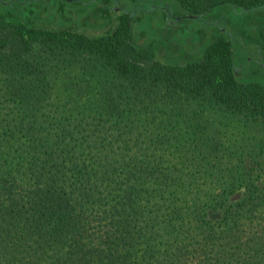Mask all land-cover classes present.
<instances>
[{"label": "trees", "instance_id": "trees-1", "mask_svg": "<svg viewBox=\"0 0 264 264\" xmlns=\"http://www.w3.org/2000/svg\"><path fill=\"white\" fill-rule=\"evenodd\" d=\"M177 2L191 14L221 5L264 8V0ZM80 59L94 60L110 77L96 93H76L85 98L78 113L86 110L90 118L46 115L48 75L36 73L44 61ZM234 69L226 37L210 42L199 59L170 64L155 58L151 45L130 41L126 14L96 36L0 15V264H264V235L242 240L237 232L264 204V185L251 170L229 175L232 190L244 189L216 226L205 218L210 202L185 195L203 173V139L192 140L194 150L139 159L123 137L135 128L138 147L139 137L146 147H171L164 133L145 135L144 124H154L160 105L169 106L171 124L175 104L199 100L264 122V86L238 80ZM165 155L175 161L158 166Z\"/></svg>", "mask_w": 264, "mask_h": 264}, {"label": "rangeland", "instance_id": "rangeland-1", "mask_svg": "<svg viewBox=\"0 0 264 264\" xmlns=\"http://www.w3.org/2000/svg\"><path fill=\"white\" fill-rule=\"evenodd\" d=\"M125 14L130 41L139 48L151 45L155 58L165 63L199 59L205 47L217 37L230 39L236 78L264 86V8L242 10L221 5L205 14H191L177 0H0V15L9 21L43 29H67L88 36L111 31ZM44 62L36 73L48 75V98L41 111L66 120L89 119L86 110L78 113L85 98L76 93L89 95L109 85L106 70L94 60L80 59L73 65L58 62L55 66H52L55 61ZM2 77L0 74V86ZM2 99L0 92V105L4 104ZM179 104H175L177 110L171 124L165 112L169 106L163 105L155 113L154 124H144L145 135L153 131L154 137L157 132L164 133L172 138L174 145L146 147L147 142L139 137L140 148L134 143L137 132L134 128L131 134H123L128 140L127 150L144 159L152 154L191 150L195 146L193 139H203L206 144L201 143L198 149L208 154L205 164H200L203 173L195 174L196 178L187 184L185 195L199 203L210 202L203 205L205 218L218 226L223 220V210L235 204L244 189L242 184H235L232 190L230 174L233 177L249 169L252 177L264 185V122L230 115L201 100ZM77 105H80L78 110ZM72 106L74 109L70 110ZM163 161L158 166L165 167L175 160L165 155ZM182 196L185 197L179 194L177 199ZM237 232L242 240L264 235V204L241 221Z\"/></svg>", "mask_w": 264, "mask_h": 264}]
</instances>
